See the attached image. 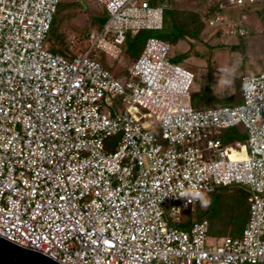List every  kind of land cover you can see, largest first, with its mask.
<instances>
[{
    "label": "built area",
    "instance_id": "2783aa9c",
    "mask_svg": "<svg viewBox=\"0 0 264 264\" xmlns=\"http://www.w3.org/2000/svg\"><path fill=\"white\" fill-rule=\"evenodd\" d=\"M253 1L226 0L206 24ZM59 2L0 0V238L59 264H264V71L241 78L240 105L193 109L194 75L168 61L167 43L147 38L122 78L95 60L160 30L162 7L95 0L105 22L66 59L46 45ZM245 19L228 36L245 37ZM235 127L245 144L211 137ZM229 186L249 192L240 237L208 246L206 219L176 227Z\"/></svg>",
    "mask_w": 264,
    "mask_h": 264
},
{
    "label": "rangeland",
    "instance_id": "374dc122",
    "mask_svg": "<svg viewBox=\"0 0 264 264\" xmlns=\"http://www.w3.org/2000/svg\"><path fill=\"white\" fill-rule=\"evenodd\" d=\"M166 1L171 8L194 11L203 18L218 2V0ZM62 2L63 6L58 14L61 18L58 31L62 45L54 46L59 50L65 49L71 56H80L88 46L85 40L86 35L98 27V20L103 16V12L93 0H62ZM248 4H252V12L246 11L249 14L246 23L251 26V30L245 37L228 36L227 24H237L241 16L237 10L231 12L232 10L225 9L222 14L226 22L214 27L206 25L197 41L186 38L175 46L168 44L170 47L168 61L194 75L190 96L193 103L199 107L196 109H205L208 106L213 108L240 105L242 103L241 89L238 90L237 85L242 86L241 78L244 75H255L264 71V0H254L253 3H246L244 7ZM210 17L212 18L213 15ZM218 31L221 33H217ZM158 34H160L159 31H150L147 36L157 38ZM73 40L74 43H72ZM46 45L50 48L51 43L46 41ZM142 49L131 52L125 44L121 48L122 55L118 59H108L102 53L96 52L95 60L116 77L122 78L126 76L128 68L140 55ZM150 130L160 138L161 131L155 120L151 121ZM230 133L232 132L226 129L210 134L212 138L221 141ZM118 140V137L106 139L105 152L114 151ZM201 213V205H198L195 214L184 213L183 221L175 226L180 230H188L189 221L194 217L200 218ZM209 245H213L211 238H209Z\"/></svg>",
    "mask_w": 264,
    "mask_h": 264
},
{
    "label": "trees",
    "instance_id": "16d2710c",
    "mask_svg": "<svg viewBox=\"0 0 264 264\" xmlns=\"http://www.w3.org/2000/svg\"><path fill=\"white\" fill-rule=\"evenodd\" d=\"M93 1L95 2V0ZM147 1L154 6H160L163 8V25L160 30H156L160 32L157 38L167 44L175 46L179 41L186 38L197 41L207 25L206 19L214 14V12L217 10L218 4L223 3L226 0H218V2L204 16V18L194 11L177 10L171 8L166 0ZM244 1L247 2L248 0ZM95 3L101 8L103 12V16L98 20V27L93 30L98 31L105 22V12L97 2ZM62 6L63 2L60 0L46 41L51 43L50 48L48 47V50L52 53H61V55L66 58H72L73 55H69L65 49L59 50L54 46L62 45V40L59 37L60 35L58 31L59 23L61 22V18L58 17V14ZM149 32L150 31H140L132 35L131 33L127 34L124 45L126 44L127 48L130 49L131 52L135 50H141L145 40L149 38L147 36ZM217 33L221 32L218 31ZM138 57L134 59V62L138 59ZM237 87L238 90L239 88L241 89L240 96H242V86L238 84ZM215 101L218 102L217 100ZM216 102L215 104H217ZM191 105L193 109L199 108L197 107L196 103H193L192 99ZM206 108L212 107L208 106ZM229 130L232 133H230V135H228V137L225 139L221 140L224 146H232L235 143L245 144L246 133L242 127L230 128ZM248 198L249 192L240 186L220 187L217 188L213 194L204 198L202 202L198 204L201 205L202 210L200 218L198 219H206L208 221V238L218 240L225 237H240L244 228L243 225L245 226V223L248 221ZM205 200L210 201L207 206L204 205Z\"/></svg>",
    "mask_w": 264,
    "mask_h": 264
},
{
    "label": "water",
    "instance_id": "95a60500",
    "mask_svg": "<svg viewBox=\"0 0 264 264\" xmlns=\"http://www.w3.org/2000/svg\"><path fill=\"white\" fill-rule=\"evenodd\" d=\"M0 264H59L50 258L0 238Z\"/></svg>",
    "mask_w": 264,
    "mask_h": 264
},
{
    "label": "crops",
    "instance_id": "0c3cea01",
    "mask_svg": "<svg viewBox=\"0 0 264 264\" xmlns=\"http://www.w3.org/2000/svg\"><path fill=\"white\" fill-rule=\"evenodd\" d=\"M227 10H232L231 12H233V10H237L240 12V16H245V24H246V28L247 31L249 33V31L251 30V26L249 24L246 23V20L249 18L248 17V12H252V4H248L246 7L240 8V7H233V8H227ZM248 10V12H246ZM245 76V75H244Z\"/></svg>",
    "mask_w": 264,
    "mask_h": 264
},
{
    "label": "clouds",
    "instance_id": "9594fccd",
    "mask_svg": "<svg viewBox=\"0 0 264 264\" xmlns=\"http://www.w3.org/2000/svg\"><path fill=\"white\" fill-rule=\"evenodd\" d=\"M209 203H210V201H208V200H205V201H204V205H205V206H207Z\"/></svg>",
    "mask_w": 264,
    "mask_h": 264
}]
</instances>
